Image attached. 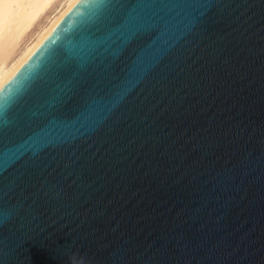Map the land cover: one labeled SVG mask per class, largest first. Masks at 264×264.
Listing matches in <instances>:
<instances>
[{"label": "water", "instance_id": "95a60500", "mask_svg": "<svg viewBox=\"0 0 264 264\" xmlns=\"http://www.w3.org/2000/svg\"><path fill=\"white\" fill-rule=\"evenodd\" d=\"M186 2L195 21L145 67L151 33L98 49L41 107L29 85L99 11L75 0L0 83L21 97L0 129L28 142L0 171L2 264H264V0Z\"/></svg>", "mask_w": 264, "mask_h": 264}, {"label": "snow or ice", "instance_id": "6c2138e0", "mask_svg": "<svg viewBox=\"0 0 264 264\" xmlns=\"http://www.w3.org/2000/svg\"><path fill=\"white\" fill-rule=\"evenodd\" d=\"M10 2L27 4L35 2V0H10ZM83 3L99 9L94 18L84 23V43L80 46L79 51L70 54L63 66L52 68L48 78H39L29 85L27 93H31L33 104L41 107L47 105L50 108L57 105L58 101L62 99L60 93H64L65 88H68L67 84H64V87H61V84L71 74L70 70L77 64L94 61L98 49L107 51L113 48V45L119 48L134 36L141 33H151L152 43L143 51L141 67H145L148 61L144 57L146 55L154 57L167 45L168 39H162V37H165V33L175 32L180 26L187 29L195 21L190 18L188 9L191 5L186 0H164L163 3H161V0H140V3L136 4L132 11L124 13H118L115 9H110V0H83ZM2 89L0 88V90ZM57 89H59V92ZM20 101L21 97L14 104L9 105L3 97H0V118L4 117L9 110L19 107ZM102 103V101L93 102L85 106L79 113L85 121L90 118L99 119L101 115L99 110ZM52 122L59 123L55 112L50 115L48 120V123ZM46 126L47 124L44 125V127ZM41 131H43V128H41ZM29 140H32V137ZM25 144L17 146L0 129V164L3 165L0 171L15 165ZM34 144L35 141L29 147H33ZM2 213L3 206L0 204V214ZM0 264H2V261H0Z\"/></svg>", "mask_w": 264, "mask_h": 264}, {"label": "bare ground", "instance_id": "6f19581e", "mask_svg": "<svg viewBox=\"0 0 264 264\" xmlns=\"http://www.w3.org/2000/svg\"><path fill=\"white\" fill-rule=\"evenodd\" d=\"M75 0H0V83Z\"/></svg>", "mask_w": 264, "mask_h": 264}]
</instances>
